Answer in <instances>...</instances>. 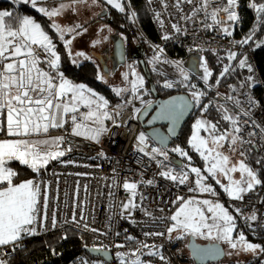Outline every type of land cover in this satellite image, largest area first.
Wrapping results in <instances>:
<instances>
[{
	"label": "snow or ice",
	"instance_id": "obj_1",
	"mask_svg": "<svg viewBox=\"0 0 264 264\" xmlns=\"http://www.w3.org/2000/svg\"><path fill=\"white\" fill-rule=\"evenodd\" d=\"M109 5L118 9L120 12L125 11V5L122 0H106ZM13 4H31L38 12L51 18L62 14L67 5L61 4L59 8L51 10L45 7H38V0H12ZM180 0H177L179 5ZM187 3H193V0H187ZM210 0H201L200 8L193 11L196 15L199 11H204L205 16H210L216 24H221L219 14L224 12L227 14V20L236 22L239 16L236 12L238 0H227L226 5L217 7L208 11ZM250 7L254 8L258 14H264V3L256 4L253 2ZM135 17L136 13H131ZM52 27L59 33V39L64 41V45L68 48L69 55H72L70 45L72 40L64 39L66 32H76V28H62L59 24L53 22ZM80 27L79 25L76 26ZM211 27V25H208ZM173 28L179 32L180 28L173 25ZM103 30V29H101ZM222 31L231 35L228 27ZM81 33L76 32V35ZM75 36H73V39ZM169 39L167 35L163 37ZM252 37H247L240 44H247ZM97 40L94 44H99ZM260 45L257 44V47ZM156 55L154 63H172L177 69L181 79L178 81L165 80L163 86L165 88H173L176 85H182L190 89L191 101H187L184 97H175L170 101H166L160 105V111L156 114L153 120H170L173 127L169 129L171 134H175V124L179 117L184 114L190 107L200 106L201 99L206 95L205 91L197 89L196 85L190 84L188 72L183 67L180 61L161 60L163 49L155 46ZM77 57H86L83 52L75 54ZM236 53L230 52L228 59L236 58ZM61 56L57 52L56 45L49 36L45 28L42 27L34 18L28 15L20 16L12 11H0V131H6L8 136L18 137L17 139L0 140V247L10 244H15L22 238V234L34 235L36 230L34 225L38 219H47V193L45 196L43 216L40 215L41 208L40 198L42 196V182H36L32 179L14 183L17 173L10 167L9 162L16 160L24 165L29 166L34 172H40L45 168L51 160L58 159L65 155V151L59 150L63 138L49 139H32L33 135L39 136L41 133H48L50 128H61L66 122L65 117L69 113L72 115L70 119L74 125L73 134L76 136H85L88 139L99 142V137L107 131L104 127L105 120H112L114 126L119 127L115 117L119 116V112L115 114L107 111L109 101L103 96H99L91 88H87L84 84H74L72 81L64 77L60 69ZM73 63H76L73 60ZM42 65H46L47 68ZM241 68L247 67L248 71H253L251 64L248 63L247 57L239 60ZM131 67V66H130ZM229 71V67H225L221 76ZM131 75L134 80H129V73L124 74V79L131 85V93L134 99H139L145 103L143 96L140 95L141 89L144 88V78L136 73L132 68ZM212 76V72L207 67L205 62L203 65V80L208 82ZM104 80L103 76L98 77ZM249 80L252 77L248 78ZM219 84V80L216 81ZM128 91L127 88L115 89L119 96ZM235 91V88H233ZM146 94V90H145ZM226 100L232 101L234 105L239 106L240 101L234 97H225ZM131 101H128L130 103ZM248 103L254 105L256 101L249 98ZM83 104L89 111L82 114V118L78 121L79 105ZM150 106V102H147ZM120 107V106H118ZM208 104L203 105L202 111L207 112ZM222 110V119L229 121L233 128L229 132L221 131L216 123L204 119H198L194 125V133L191 137L190 144L196 152H198L206 161H209L210 166L207 172L216 177L218 174H223L228 177L230 183L224 186V191L234 200H242L243 194L253 191L255 186L264 184L259 178L258 173L248 166L244 160L239 164L231 163L228 156L224 155L220 148L225 143L230 146H235L243 142V138L238 134L241 128L238 126L239 118L229 114L224 105H219ZM138 114L140 109H135ZM249 115L248 112L244 113ZM90 121L98 127H91L84 122ZM208 133L207 136H202L201 131ZM264 132V129H261ZM90 133V135H89ZM155 135V134H154ZM249 135H254L250 133ZM147 136L140 133L137 137V148L146 156H150L153 160L157 157H163V160H157L158 164L163 165L164 161H168V151L162 147L151 148L147 144ZM71 149L69 148L68 151ZM234 150V149H233ZM172 152L178 153L181 157H187L188 152L180 147L171 149ZM103 155V153H101ZM241 155H244L242 152ZM259 163V161H257ZM182 168L184 166H181ZM191 173L195 174V188H190L189 191L198 190L200 193H210L216 195L215 189L206 184L208 177L201 173V169L197 167L190 168ZM175 169L162 171L161 176L166 177L179 184H185L189 179L188 171H181L179 174H174ZM242 173L241 179L233 180L231 173ZM152 184L153 181H147ZM216 183H220L219 180ZM123 188L130 194L127 203H122L121 207L125 211H131L137 207L136 197L138 185L135 182H125ZM141 199L143 197L141 196ZM181 206L171 215L170 219L173 223L167 228L169 238L172 233H177L176 238L182 239L186 236L203 237L211 240H222L226 242L232 249L251 252L264 253V247L260 244L251 243L245 235L240 232L238 238H233V232L236 229V222L227 208L221 203L213 202L209 199L197 200L195 198L185 200L184 197H178ZM203 206H207L206 208ZM239 211V209H237ZM145 214L151 216L150 212L145 210ZM211 214V215H209ZM83 219V217H81ZM255 221L257 216L253 214L249 217ZM75 220V216L73 217ZM53 226H55V218H53ZM88 226L85 225V228ZM98 231L97 229H91ZM146 236H164V232H149ZM131 240L132 237H127ZM124 247V245H117ZM200 254L211 255L215 253V249H195ZM144 249H149L148 256H156L160 261L165 262L167 258L161 253L160 246L140 243L137 248L129 253H119L121 264H146V261L141 257L145 255ZM99 251V249H96ZM0 264H6V261L0 260ZM84 264V262H82Z\"/></svg>",
	"mask_w": 264,
	"mask_h": 264
},
{
	"label": "built area",
	"instance_id": "obj_2",
	"mask_svg": "<svg viewBox=\"0 0 264 264\" xmlns=\"http://www.w3.org/2000/svg\"><path fill=\"white\" fill-rule=\"evenodd\" d=\"M127 3L130 7L129 1ZM227 0H210L208 11L226 5ZM201 0H146V8L151 17L153 26L159 36V43L149 41L147 35L138 27L146 42L147 50L145 59L151 74H154L163 91L172 94H187L190 89L182 85L173 88L163 86L165 80L178 81L181 79L177 69L172 63H154L157 54L155 46L163 49L161 60L180 61L188 72L190 84H197L198 75L191 72L186 63L190 56L202 52H227L239 50L243 52V58L247 57L253 71H248L244 81L243 95L239 106L229 102L235 108L232 114L239 118L238 126L241 128L238 134L243 138L242 146H254L258 155L264 162V77L257 62V53L264 49V39L260 46L243 48L233 39L232 34H225L222 29L234 27L232 21L227 20V14L221 12L219 19L221 24H216L210 16L206 17L204 11L193 15L195 9L200 8ZM131 12L133 10L130 7ZM240 5L236 12L239 15ZM173 25L180 28L177 32ZM211 25V27H208ZM167 35L169 39L163 37ZM170 49L182 51V56L170 54ZM252 77L251 80L248 78ZM249 98L256 101L254 105L248 103ZM224 100L225 98H220ZM133 103V97L128 98ZM124 108L116 118L119 127L112 128L99 137V142L83 136L73 134L74 125L70 119L72 114L65 117L66 122L61 128H56L62 143L59 150L65 151V155L52 163L49 168L38 173L34 181L42 182V196L40 198V215L43 216L44 192L47 193V219H38L34 225L36 234H22V238L15 244L0 247V260L9 263L16 254L27 248L28 242L34 238L44 237L53 233L65 234L68 230H75L90 238L88 248L99 249L111 255L110 260L103 257H94L88 252L76 257L72 264H121L119 253H129L140 243L160 246L161 253L167 258L166 264H196L188 252L185 251L183 238L177 239V235L169 238L167 228L172 221L168 219L173 215L175 200L180 196H193L194 188L190 175L188 181L181 185L160 175L162 171L175 169L174 174L181 173L177 168V162L158 164L157 157L153 160L137 148V137L140 133L147 136L149 151L159 145L147 134L138 121V114L131 107ZM88 109L79 110L78 121ZM248 112L249 115L244 113ZM50 134L52 130L50 129ZM254 133V135H249ZM71 149L68 151V149ZM103 153V155H101ZM189 174V173H188ZM147 181H153L148 184ZM125 182H135L138 185L136 204L133 210L125 211L121 204L127 203L130 194L123 188ZM141 196L143 199H141ZM235 213L242 216L246 212H252L257 216L253 223L255 230L264 231V190L254 188L253 191L243 194L242 200L222 199ZM239 209V211H237ZM145 210L151 216L145 214ZM75 216V220L73 217ZM83 217V219L81 218ZM55 218V226H53ZM85 225L88 227L85 228ZM97 229L98 231H92ZM149 232H164V236H146ZM127 237H132L129 240ZM124 245V247H117ZM145 255L141 257L146 264H165L156 256H148L149 249L143 250ZM212 264H264V253L258 254L249 261H221Z\"/></svg>",
	"mask_w": 264,
	"mask_h": 264
},
{
	"label": "trees",
	"instance_id": "obj_3",
	"mask_svg": "<svg viewBox=\"0 0 264 264\" xmlns=\"http://www.w3.org/2000/svg\"><path fill=\"white\" fill-rule=\"evenodd\" d=\"M128 1L131 9L136 13L135 16L137 17L138 24L147 35L149 41L152 43H159V36L156 28L152 24L151 17L146 8V0ZM253 2L259 4L264 3V0H239V20L234 23L233 27L232 36L237 42L242 41L247 37H252L247 44L242 45L239 43L243 48H253L257 43L264 39V14H258L254 8L250 7ZM3 10L12 11L14 14L20 16H31L45 28V31L48 32L49 36L55 43L58 54L61 56L59 70L63 72L65 78L69 79L74 84H84L85 86L90 87L96 93L104 95V97L110 100L112 104L120 101L119 98L113 94L111 88L105 86L103 82L99 80L98 77L100 72L95 62L86 61L81 64H73L67 48L59 40L57 33L53 30L52 24L47 17L26 6H21L17 10L13 3L0 0V11ZM130 13L129 8H127L126 15L110 10L109 15L107 16V23L115 33H118L123 37L128 49L126 65L129 61L138 63L140 74L144 78L146 87L149 90V97L154 99L150 92L149 82L139 64L138 58L141 52L146 53L147 48L144 47V44H137V32L134 28L133 22L130 20ZM111 36H113V34ZM230 52L237 54L235 59H228V54ZM98 54L102 56L101 53ZM170 54L179 56L183 55L182 51L175 49H170ZM240 59H243V52L239 50L227 52L207 51L201 53L200 66L202 63L204 64L206 62L207 67L212 72V76L209 78V84L211 86H215L218 89L228 90L233 87H243L244 81L248 76V71L239 66ZM257 62L264 77V49L257 53ZM226 66L229 67V71L221 76V73ZM151 75L158 93L163 98L173 95L172 93L163 91L159 85L157 77L154 74ZM104 77H107L105 72ZM217 80H219L218 85L216 84ZM127 95L128 94L125 95L126 98ZM216 103L215 94L209 92V96L202 100L200 106H196L194 115L188 121L173 146L168 149L170 159L177 161V168L181 169V171H188L191 167H199L203 164L202 159H200L198 154L188 144L192 136L191 123L193 121L201 117V115H204L207 121L216 123L221 131H223V129L228 130L229 123L222 119L223 113ZM205 104L209 105L207 112L202 111L203 105ZM6 138V131H1L0 140ZM177 146L188 152V156L191 157V160L187 157H181L178 153L171 151L172 148ZM245 148H247L246 157L249 165L258 173L259 178L264 181V162L262 158L258 155L257 151H255L254 146H246ZM257 161H259V163H257ZM9 166L17 173L14 183L34 179L37 177L38 173H41L34 172L30 167L24 166L18 161H12ZM181 166L184 167L182 168ZM48 168L42 170V172L46 171ZM190 177L192 178V175H190ZM255 188L264 190V184L257 185ZM219 194H221L220 196H224V192L221 190L219 191ZM178 204L179 201L176 199L173 206V214ZM224 205L230 208L226 203H224ZM236 223L238 230L245 233L250 241L258 243L264 247L263 230H255L254 228H251L248 222L241 221L238 216H236ZM188 242L189 239L184 242L186 252H188ZM89 244L90 238L75 230H68L65 234L53 233L44 237L31 239L28 242L27 248L11 258L8 264H72L77 256L87 253L86 249Z\"/></svg>",
	"mask_w": 264,
	"mask_h": 264
},
{
	"label": "rangeland",
	"instance_id": "obj_4",
	"mask_svg": "<svg viewBox=\"0 0 264 264\" xmlns=\"http://www.w3.org/2000/svg\"><path fill=\"white\" fill-rule=\"evenodd\" d=\"M94 1L97 2V4H98L97 5V9L94 10V11H97V12H95V15L88 16V20L87 21H84L83 18L80 19V23L82 25L81 37L82 38H86L88 36L87 37L88 39H92L93 38L95 41H97V40L100 41L99 44H95V47H96L95 48L96 49L95 52L96 53H101L102 56L103 55L107 56V57H105L103 59L104 60V64L107 65V67H108V72L105 73L107 77L106 78L104 77L105 69H104L103 64L100 62L101 61L100 58H97V57H94L93 56L95 53H93L91 51V46L89 48H86V51L87 52L80 51V52H83L86 57H89L90 58V59H85L84 57H77L75 55L79 51H73L72 44H71L70 45V48H71L72 55H70V58H71L72 61L75 60L76 61V64H81V63H84L86 61H93V62L96 63V66L98 67L99 72H100V75L99 76H103L104 77V80H101V79H99V80L101 82H103V84L105 86L110 87L111 90H112V92H113V94H115L119 98L120 101L112 104L110 100H108L107 98L104 97V95H102L100 93H96L94 90H93V92H95L99 96H103L105 99H107L109 101V105H108L107 111H109L112 114H115L116 112H119L120 113L124 108H126V107L129 106V104H128V98L133 97L132 96V93H131V90H130L131 89V85H130V83H128L127 81H125L124 74L125 73H129V80H134L135 77L131 75L132 68H134L135 71H136V73H138L140 76H142V75L140 74V70L138 68V63L137 62H131V61H129V63L127 65L125 64V66L120 67L119 69H117L118 71L116 70V72H113V70L115 68V65H114L113 60L111 59V55H112V50H113L114 42H113L112 38L110 39V36L112 34L114 35L115 32H114V30H112L111 26L108 25V23H107V13H109V11L111 10V11H116L119 14L126 15L127 8H129V10H130V7H129L128 3H127V0H122V2L125 5V11L124 12H120L118 9L114 8L112 5H109L106 2V0H94ZM88 2H90V0H88ZM86 4L87 3H85L84 6ZM90 9L91 8H90L89 4H87L86 7H85V10H87L86 11V14L91 13L92 10H90ZM130 12H131V10H130ZM131 13H130V20H131V22H133L134 28H135V30L137 32V44H141V45L144 44V47L147 48L148 45L146 44V42H145V40H144V38L142 36V33H141V31H140V29L138 27V24H137L138 23L137 17L136 16L135 17H132ZM92 21L94 23H96L97 26H95L93 28H90L89 25H90V23ZM101 29H103V30H101ZM233 29L234 28H231L230 29V31H231L232 34H233ZM118 36L121 37V38H123L121 35L116 34V37H118ZM91 42H92L91 40H84L83 39V42L82 43H83V45H87L89 43L91 44ZM72 43H73V40H72ZM192 57L201 61V54H195ZM202 64H201V66L199 65V73L196 74V75H198L197 84L199 83V85H196L197 89L200 90V91H205L206 92V95L204 97H202L201 102H202V100L204 98H206V97L209 96V92H212L216 96V102H217L216 104L218 106L219 105H224V107L228 109L229 114L232 115L235 112L234 106H232L231 104H229V102H230L229 100H226V99L221 100L220 98H225V97H229L230 96V97H234L235 99H238L240 101L241 98H242V95H243V88L242 87H233V88H235V91H233V88L228 89V90H226V89L224 90V89H218L215 86H211L209 84V80H208L207 83H205V81L202 78L203 77V65H204V64L203 65ZM86 87L87 88H90L88 86H86ZM117 88H127L128 91H126V92H124V93H122L121 95L118 96L116 94V92H115V89H117ZM145 90H146V94H145ZM148 91L149 90L146 87V83H144V88L141 89L140 95L143 96V100L145 101V103H142L139 99H134L133 98V103L129 107L133 108L134 111H135V109H140L141 110V107H143L144 105H146L147 102L154 101V99H152V98L149 97V92ZM126 94H128L127 95V98L125 96ZM118 106H120V107H118ZM82 108H86V107H84L83 104H80L79 105V110L82 109ZM86 109H88V108H86ZM88 111H89V109H88ZM117 117H115V119ZM198 119L207 120L204 115H201V117H199L195 121H193L191 123V126H192V135L194 133V125H195V122ZM227 122L229 123V127H228V130L227 131L231 132L233 126H232V124L229 121H227ZM84 123L89 124L91 127H98V125L92 124L90 121H86ZM112 125H113V121L112 120H105L104 121V127L106 129L107 128H112ZM107 130H109V129H107ZM224 130L225 129H223V131ZM89 135H90V133H89ZM201 135L202 136H207L208 133H206V132H204L202 130L201 131ZM33 137H34V135H33ZM33 137H32V139H33ZM83 137H85V136H83ZM17 138L18 137H13V136H8L7 135V138L6 139L12 140V139H17ZM190 140H191V138H190ZM188 144L191 147L190 141H189ZM165 150L167 151V149H165ZM193 150L195 151V149H193ZM219 151H221L224 155L228 156L229 159H230V161H231V163H235V164L238 165L241 160H244L245 163L248 166H250L249 163H248V161H247V157H246L247 148H245L244 146H242L240 143H238L235 146H230L229 143H225L224 146L219 149ZM242 152L244 153V155H241ZM196 153L198 154V156L200 157V159H202V162H203V164L201 166H199V167L196 166V167L197 168H200L201 169V173L203 175H205V176L208 177V179H207V181L205 183L208 184V185H211L215 189L216 195L213 196L210 193H200L198 190H196V191H194V195L193 196H180V197H184L185 200L192 199V198H195V199L201 200V201L204 200V199H209V200H212L213 202H218V203H221V204L224 205V202L221 201L222 199H225V200L226 199H232L224 191V186H227L230 183L228 177H225L223 174H218L216 177H212L207 172V168L210 166L209 161H206L198 152H196ZM168 156H169V159H168V161H166L168 164H172V163L177 162L176 160H171L170 159L169 151H168ZM58 159L51 160L47 164V166H50V164L54 163ZM13 161H15V160H13ZM19 163H21V162H19ZM24 166H27V165H24ZM45 168H43V169H45ZM188 172L190 173V175H192V178L191 177L190 178L192 179L191 181H192V184H193V186L195 188L196 187L195 186V179H196L195 174L194 173H191L190 170H188ZM242 175L243 174L240 173V172L231 173V177H232L233 180L241 179L242 178ZM217 180L220 181L219 184L216 183ZM220 190L224 192V196H220L221 195V194H219V191ZM180 206H181V202H179V204L176 206V209L174 211V214L179 209ZM203 207L206 208L207 206H203ZM225 208H227L228 211H229V213L234 216L235 222H236V216H238V218L241 221L248 222V224L251 226V228H253L254 221H252V220L249 219V217H251L253 215L252 212H246L242 216H239V214L235 213L232 209H230V208H228L226 206H225ZM209 215H211V214H209ZM240 232L241 231L238 230L237 223H236V229L233 232V238L234 239L235 238H238V234ZM243 234L245 235V237L247 238V240L249 242L254 243V242H252V241H250L248 239V237H247V235L245 233H243ZM172 235H177V233L174 232V233H172ZM190 237L191 236L184 237L183 238V241L185 242L186 240L190 239ZM194 238L199 243H202V244H205V243H218V244L222 245L224 247L225 251H226V257H225L224 260H227V261H238V262H244L245 261L246 262V261H249L250 259H252L253 257H256L258 254H260V252H257V253L243 252V251H239L238 252V250L232 249L226 242H224L222 240H211V239H205L203 237H194ZM255 244H258V243H255Z\"/></svg>",
	"mask_w": 264,
	"mask_h": 264
},
{
	"label": "water",
	"instance_id": "obj_5",
	"mask_svg": "<svg viewBox=\"0 0 264 264\" xmlns=\"http://www.w3.org/2000/svg\"><path fill=\"white\" fill-rule=\"evenodd\" d=\"M118 34V33H116ZM116 34L111 36L114 46L112 50L111 59L114 62L115 68L113 72H116L122 66H125L126 59L128 55V49L125 44V41L121 37H116ZM193 56V55H192ZM192 56L189 57L186 66L187 68L193 72L194 74L199 73V65L200 60L193 58ZM100 62L103 64L105 73L108 72L107 65L104 64V60L102 56H99ZM139 64L149 82L150 92L154 97V102L150 104V106L145 107L139 114H138V121L140 122L141 126L145 129L147 134L159 145L164 149H169V147L173 144L174 141L178 139L182 130L188 123V121L194 115L196 110V106L190 107L187 111L184 112L182 116L179 117L178 121L175 124V134H171L169 129L173 127V123L170 120H153L156 114L160 111V105L166 101H170L175 97H184L187 101H191L189 95L187 94H173L167 98H163L157 90V87L153 81L150 69L145 59V53L141 52L138 56ZM155 134V135H154ZM255 151L257 149L254 147ZM195 249H215V253L211 255L207 254H200ZM188 252L190 256L193 258L196 264H212L221 262L226 257V251L224 247L218 243H199L193 236L190 237L188 245H187ZM86 251L94 256V257H103L106 260L111 259V255L104 251H97L95 249L87 248Z\"/></svg>",
	"mask_w": 264,
	"mask_h": 264
},
{
	"label": "crops",
	"instance_id": "obj_6",
	"mask_svg": "<svg viewBox=\"0 0 264 264\" xmlns=\"http://www.w3.org/2000/svg\"><path fill=\"white\" fill-rule=\"evenodd\" d=\"M5 1H8V2L12 3V0H5ZM85 3L89 4V6L91 8L90 10H92L91 13L86 14L87 10H85V7H86L87 4L84 6ZM61 4L67 5V7L63 10L61 15H59L57 17H54V18H51V19L49 17L45 16L43 13L38 12L36 9H34L31 6V4H27V5H25V4H14V6L16 7L17 10L21 6L29 7L30 9L35 10L39 14H42L45 17H47L49 19V21L51 22V24H53V22H55L56 24H59L62 28H76V32L82 33V25L80 23V19L83 18L84 21H87L88 20V16L95 15V12H97V11H94V10L97 9V5H98L97 2H95L94 0H90V2H88V0H38V7L42 6V7H45L47 9H49V10H51L53 8H59ZM108 15H109V13H107V16ZM77 25H79L80 27L77 28L76 27ZM95 26H97V24L94 23L93 21L89 25L90 28H93ZM53 30L57 33L55 28H53ZM76 32H72V33L66 32L64 34V39L65 40L72 39L73 36H75V38L72 39L73 40V43H72L73 51H79V52L80 51H84V52H87L86 48H89L91 46V51L93 53H95L93 56L99 58L100 54L95 52L96 51V49H95L96 47H95V44H94L95 40L93 38H92L93 40L92 39H88L87 38L88 36L86 38H82L81 34L80 35H76ZM57 35H58V38H59V33H57ZM83 39L84 40H91L92 42H91V44L89 43L87 45H83V43H82ZM60 41L64 44L63 40H60ZM67 50H68V48H67ZM73 64H76V63H73ZM42 66L47 68L46 65H42ZM69 114H71V113H69ZM50 129L52 130L51 134L49 133ZM50 129H49V132L46 133V134L45 133H41L39 136L34 135L33 139L34 140L35 139H49V140H53V139L59 138L58 133L55 130L56 128H50ZM107 129H110V128H107ZM9 164H10V162H9ZM48 167L49 166H47L46 168H48ZM40 172H42V169H41Z\"/></svg>",
	"mask_w": 264,
	"mask_h": 264
},
{
	"label": "flooded vegetation",
	"instance_id": "obj_7",
	"mask_svg": "<svg viewBox=\"0 0 264 264\" xmlns=\"http://www.w3.org/2000/svg\"><path fill=\"white\" fill-rule=\"evenodd\" d=\"M105 57H107V56H105V55L102 56L103 59H104ZM108 57H109V56H108ZM153 102H154V101L150 102V104L153 103ZM147 106H148V104H146V105H144L143 107H141L140 112H141L145 107H147ZM140 112H139V113H140ZM174 142H175V141H174ZM174 142H173V144H174ZM173 144H172L169 148H171V147L173 146ZM167 151H168V149H167Z\"/></svg>",
	"mask_w": 264,
	"mask_h": 264
}]
</instances>
